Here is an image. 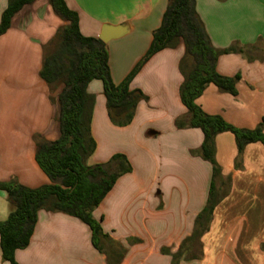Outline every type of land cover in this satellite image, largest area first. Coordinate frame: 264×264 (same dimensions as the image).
Listing matches in <instances>:
<instances>
[{
	"label": "crops",
	"instance_id": "0c3cea01",
	"mask_svg": "<svg viewBox=\"0 0 264 264\" xmlns=\"http://www.w3.org/2000/svg\"><path fill=\"white\" fill-rule=\"evenodd\" d=\"M64 1L78 14L84 36L109 38L105 44L116 85L148 52L168 6V0ZM8 2L0 0V22ZM195 2L217 50L256 47L252 59L240 53L219 57L220 75L239 76L237 96L210 84L197 103L208 115L255 129L264 123V0ZM66 24L47 0H37L0 37V182L16 181L29 188L50 184L35 156L37 139L53 142L59 137L57 106L40 71L44 46ZM185 55L179 40L176 47L147 61L130 83V90L141 91L145 98L124 127L111 120L102 82L89 84L96 99L91 121L96 150L87 165L107 163L121 154L132 166L93 212L109 238L101 243L103 251L95 247L90 227L81 220L40 210L29 246L15 253L18 264H172L163 249L174 254L192 235L213 182L212 165L198 153L203 132L176 127L177 119L188 114L180 92ZM216 161L222 174L216 188L225 194L201 238L199 259L179 264H264V146L248 145L239 159L234 135L222 133L216 138ZM12 209L0 192V221ZM0 264H10L3 260L1 242Z\"/></svg>",
	"mask_w": 264,
	"mask_h": 264
},
{
	"label": "trees",
	"instance_id": "16d2710c",
	"mask_svg": "<svg viewBox=\"0 0 264 264\" xmlns=\"http://www.w3.org/2000/svg\"><path fill=\"white\" fill-rule=\"evenodd\" d=\"M36 1L9 0L0 22V37L11 28L13 19ZM47 1L53 12L67 23L44 46L40 71L41 79L54 94L51 100L57 106L59 137L53 142L37 139L36 162L50 184L29 188L16 181L0 182V192L7 195L13 208L7 219L0 221L3 260L18 264L15 253L29 246L40 210L63 213L81 220L90 227L95 247L103 251L101 243L109 238L94 219L93 212L117 180L132 171V166L121 154L113 156L107 163L87 165V159L96 150L91 134L96 99L88 91L89 84L94 80L102 82L112 122L117 126H127L133 121L139 102L145 98L141 91H131L130 83L152 56L176 47L179 40L186 47V55L180 64L184 75L180 92L188 114L177 119L176 127L203 132L204 141L198 153L212 165L213 182L208 203L197 217L192 235L185 239L176 253L169 249H163V252L172 256V264L199 259L201 238L209 231L215 208L222 200L216 188V180L222 175L216 161V138L222 133H232L240 159L248 145L261 143L264 146V123L255 129L238 128L219 115L206 114L197 101L210 84L237 96L239 76L228 78L220 75L217 71L219 57L240 53L250 58L256 47L235 45L217 50L199 18L195 0H168L162 24L154 32L148 52L127 78L116 85L111 76L106 44L81 33L78 14L64 0ZM229 182L230 178H227L226 183Z\"/></svg>",
	"mask_w": 264,
	"mask_h": 264
},
{
	"label": "water",
	"instance_id": "95a60500",
	"mask_svg": "<svg viewBox=\"0 0 264 264\" xmlns=\"http://www.w3.org/2000/svg\"><path fill=\"white\" fill-rule=\"evenodd\" d=\"M104 43H107L109 41V38L104 34L100 38Z\"/></svg>",
	"mask_w": 264,
	"mask_h": 264
},
{
	"label": "rangeland",
	"instance_id": "374dc122",
	"mask_svg": "<svg viewBox=\"0 0 264 264\" xmlns=\"http://www.w3.org/2000/svg\"><path fill=\"white\" fill-rule=\"evenodd\" d=\"M222 184H223V188H222V190L224 191V190H226L227 189V184H226V181L225 182H222ZM225 194V192L223 193V194H220V196L221 195H224Z\"/></svg>",
	"mask_w": 264,
	"mask_h": 264
}]
</instances>
